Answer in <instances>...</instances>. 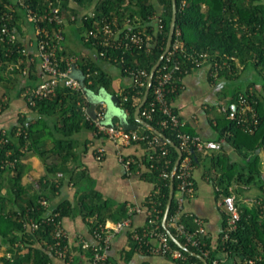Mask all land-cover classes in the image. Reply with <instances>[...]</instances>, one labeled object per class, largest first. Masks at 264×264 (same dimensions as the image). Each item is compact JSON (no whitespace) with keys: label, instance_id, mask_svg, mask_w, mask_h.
I'll return each mask as SVG.
<instances>
[{"label":"trees","instance_id":"obj_1","mask_svg":"<svg viewBox=\"0 0 264 264\" xmlns=\"http://www.w3.org/2000/svg\"><path fill=\"white\" fill-rule=\"evenodd\" d=\"M50 1H53L54 5L58 4L57 0H0V113L10 107L13 98L19 96L25 97L31 110L29 114H20L18 121L11 127L0 130V249L6 246L7 250L0 256V264H49L53 251L48 245L53 241L54 224L44 221L47 209L40 200L46 198L51 202L59 195L66 182L80 188L81 181L87 178V173L80 169L77 151L80 141L75 137L76 134L87 129L104 135L98 131L95 121L87 113L90 101L86 91L99 92L101 88L110 89L112 78L94 59L87 56L79 57L81 76L76 77L83 82L82 89L75 90L60 85L54 94L34 98L33 104L27 100L26 92L35 89L42 77L41 61L36 53L37 37L35 32L29 31L30 24L35 27L36 23L28 20V11L32 10L35 14L44 16L50 10ZM176 2L177 25L172 43L179 38L187 54H196L200 58H204L206 54V62L211 65L212 76L216 72V76L232 79L234 76H241V73L248 69L256 70L257 74L249 84L252 88L238 89L227 102L239 101L240 95L246 98L251 106L246 116L251 128L250 124L238 119H229L225 112L218 118L216 126L219 133L217 140L225 138L227 143L238 151L241 159H232L223 149L210 151L192 147L189 154L192 165L204 162L207 174L218 187V193L223 196L234 193L236 188L242 185L258 184L263 187L264 172L261 162L262 152L264 153V0H176ZM61 6L60 14L68 23L82 21L79 27L82 42L94 49L99 58L118 64L125 75H128L125 68L131 66L135 69H145L149 76L152 67L166 48L172 18V0H63ZM161 9H164V17L158 26L159 30H156L152 17L155 13L161 12ZM92 11L99 19L117 18L121 25L129 19L130 27L126 30H142L151 34L152 40L146 42L143 48L133 47L128 50L108 48L106 57H101L99 52L103 48L100 45L84 41L85 33L93 24V18L90 16ZM71 15H75L74 20L71 19ZM40 24L48 29L50 37L53 36L57 28L55 23L42 19ZM3 28L8 29L7 33L2 31ZM12 34L16 35L15 40L11 39ZM62 34L65 37L64 32ZM28 40L35 43L36 51L28 49ZM62 43L60 41L57 45L56 58L60 67L65 69L66 58L70 54L66 52ZM121 57H124L123 62ZM176 58L180 60L182 68L175 75L177 88L169 91L167 95L171 104L182 88L184 75L200 67L195 66L184 53H177ZM224 61L229 65H223ZM157 75L156 72L155 77ZM144 80L147 81V77ZM155 84L156 79L153 80L145 106L153 99ZM145 88L130 86L118 96L133 122H137L135 111L143 98ZM173 108L177 112L174 106ZM253 113L256 114V124L252 122ZM165 118L166 116L157 110L152 118L144 119L179 146L177 130L162 125L161 122ZM182 130L195 135L186 125ZM139 134H144L147 138L134 142H141L149 148V153L140 161L147 168L143 176L155 183L154 192L145 201V210L153 209L154 215L158 216L156 222L159 230L168 232L162 225V219L169 198L170 177L164 178L161 173L167 171L171 174L178 153L169 143L164 146L166 154H162L160 145H150V139L156 135L150 129L143 127V132ZM28 155H35L41 159L45 174L37 181L23 185L22 178L27 164L22 160ZM187 155V151L184 150L183 158ZM133 166L134 163L132 169ZM178 185L179 180L175 177L174 197L167 228L189 249V251L181 249L170 239L171 245L180 248L185 254L184 264H204L194 253L205 257L208 264H213L215 259L221 260V253H227L233 258V264H247L249 260H253L254 264H264V202L253 206L238 205L240 219L233 231L227 230L229 215L225 210L223 230L219 235L217 247H212V240L207 234L202 237L203 244L196 247L187 242L184 235L179 234L176 226L171 224L172 216L178 211L175 196ZM52 206L59 213L58 219L62 221L66 216L81 214L91 230L108 220L119 221L136 213L131 212L130 205L126 203L114 206L109 200L103 199L90 184L78 190L73 201L67 198ZM195 217L182 212L179 222L185 225L186 230L194 231L198 226ZM30 219L39 222L37 229L33 230L26 225ZM146 227L147 224L138 231L142 233ZM131 234L132 232L130 237ZM67 241L64 240V244H67ZM132 241L133 248L138 249V243L133 239ZM71 252L68 250L66 260ZM8 253L10 257L7 256ZM83 253L88 258L91 255L90 251ZM165 257L175 264L181 263L171 255ZM78 259L73 255L69 263L65 262L90 264L89 259L87 263ZM109 260L113 262L110 258Z\"/></svg>","mask_w":264,"mask_h":264},{"label":"crops","instance_id":"obj_2","mask_svg":"<svg viewBox=\"0 0 264 264\" xmlns=\"http://www.w3.org/2000/svg\"><path fill=\"white\" fill-rule=\"evenodd\" d=\"M69 24L71 23L67 25ZM27 34L29 33L27 32ZM29 37L28 39H30ZM27 45L30 51H36L35 43H28ZM62 45L70 55L87 56L90 59H94L112 78L110 89L101 88L99 92L86 91L90 102L95 100L98 105L102 101L105 103V121L122 125V117L130 125H138L136 131L142 133V125L131 120L129 113L123 108L120 100L118 99L116 103L110 100L111 96L118 98L126 88L132 86V78L129 75H125L118 64L99 58L95 50L87 47L84 43H82L81 47L76 46V48L73 40L71 43ZM78 47L80 49L77 52ZM210 66L209 62H206L184 75L182 88L173 100L172 105L176 108L188 129L195 135L200 136L204 140L219 142L221 144L220 149L228 153L232 159L240 160L241 155L233 146L227 143L225 138L217 140L219 133L216 126L218 118L223 114L222 108L229 101L231 95L238 89L252 88L249 84L254 78L247 77L243 79L241 76H234L230 79L216 76V74L212 76L210 74ZM72 74L81 76L79 64L73 68ZM113 74L116 77L113 78ZM6 112H9V115H15L16 118L12 122H0V130L11 127L18 121L20 114H29L31 110L25 97L19 96L10 101V107ZM75 137L80 141L77 149L80 169L87 173V178L81 181L80 188L73 185V183L66 182L62 186L59 195L54 197L51 203L55 205L67 198L73 201L77 197L78 190L90 184L91 187L100 193L103 199L109 200L114 206L123 203L130 206L138 205L142 207V210L131 216L130 226L112 236L109 249L110 259L116 264H175V262L165 256L150 253L145 249H134V242L130 237V233L133 230H138L147 224L148 215L144 204L155 190V183L143 176L147 168L143 162H140L149 153V148L141 142L116 143L106 135H98L96 132L87 129L76 134ZM101 148L104 149L103 156L98 159V150ZM120 154L133 159L134 166L131 174L126 172L120 162ZM22 161L27 164V169L22 178L23 185L35 182L45 174V167L39 157L28 155ZM261 163L264 172L263 152ZM192 173L195 188L186 197L182 212L195 215L203 220L207 236L212 240V247L216 248L219 235L223 230L222 223L225 211L222 205L223 195L218 193V187L213 183L210 175L207 174L204 162L194 165ZM236 189L234 195L238 205L247 204L248 206H253L264 202V186L260 187L258 184L242 185ZM3 192H5V189H3ZM108 222L114 221L108 220ZM63 223L74 246L77 245L80 237L93 241L92 230L81 214L66 216ZM151 242L155 243L156 240L152 239ZM6 252V246H2L0 256ZM74 255L79 258V261L88 262L86 254L78 248L74 249ZM220 258L224 264H233L234 262V259L229 257L227 253H221ZM49 264H66V262L64 259L51 254Z\"/></svg>","mask_w":264,"mask_h":264},{"label":"built area","instance_id":"obj_3","mask_svg":"<svg viewBox=\"0 0 264 264\" xmlns=\"http://www.w3.org/2000/svg\"><path fill=\"white\" fill-rule=\"evenodd\" d=\"M58 4L54 5L53 1H50V10L48 14L44 16H39L35 14L32 10L28 11V20L36 23L35 25V36L37 37V56L41 61L42 77L40 83L35 89L28 93V101L33 104L34 98L46 97L49 94H54L56 88L60 85L66 86L75 90L83 88V82L76 76L72 74L73 68L79 62V56L70 55L66 58V68L60 67V63L56 58V51L58 48V43L62 41L65 37L63 36V24H68V22L61 16L60 11L62 9V1L57 0ZM86 14V12H83ZM88 13V12H87ZM90 16L93 18V24L90 29L85 33L84 41L92 42L93 45H100L103 49L100 50L99 55L101 57H106L108 48H123L124 50L131 49L133 47L143 48L146 42L152 40V35L144 33L142 30L130 31L126 30L130 27V20H125L121 25L118 23L117 18L109 20L106 17L101 19L97 18L95 12H91ZM164 17V9L161 12L155 13L152 17V23L155 25L156 30H159V24L162 22ZM82 18V17H81ZM42 19H48L50 23H55L57 28H55L53 36L50 37L48 29L40 24ZM71 19H75V15H71ZM4 33H7L8 29L3 28ZM180 32L178 31V35ZM11 39L15 40L16 35L12 34ZM29 43H33L29 40ZM149 49V48H148ZM177 53H184V56L192 60L195 66H202L206 61L207 55L204 58L196 54H187V50L179 38H176L172 43L169 51L166 53L164 59L160 63L157 69L156 84L153 87V99L150 103L145 106L140 111V115L143 118H152L153 113L157 110L161 111L166 118L161 122L164 127L171 126L177 130V137L180 140L179 147L182 151H187L188 155L182 157L175 177L179 180L178 192L175 194L178 202V211L172 216L171 224L176 226L179 234L184 235L187 242L191 243L193 246L200 247L203 244L202 237L207 234L203 220L199 217H195V222L197 223V228L194 231H188L183 223L179 222V216L183 211V205L186 197L190 195L194 190V180H193V165L190 157L192 147L196 149L203 150H218L221 148V144L217 141L204 140L198 135H192L187 131L182 130L185 123L180 118L179 114L174 111L173 105L168 100V92L174 91L177 88L175 84V75L182 68L180 60L176 58ZM121 61H124V57H121ZM223 65H229L226 61ZM125 71L132 78V86L139 87L147 85V81L144 80L148 75L145 69H135L131 66H127ZM214 74H217L216 72ZM125 100L127 97L125 96ZM105 103L102 101L96 107V127L98 131L108 138L112 139L114 142H120L124 144H129L138 140H145L147 138L144 134H139L136 130L125 129L120 124H112L105 121ZM251 106L247 103L246 98L240 95L239 101H231L227 103L223 108V112L227 114L229 119H238L246 124L251 123L247 119L248 110ZM90 116V115H89ZM254 124L257 123L256 114L253 113ZM150 145H160L162 149V154H166V141L158 136L157 134L150 139ZM104 149L98 150V159L103 156ZM119 160L123 164L126 172L128 174L132 173V163L133 159L124 155H119ZM161 175L164 178L170 177L171 174L167 171H162ZM40 203L47 209L45 214V222H52L54 224L53 228V241L48 245V248L53 251V254L67 261L68 263L73 259L74 248L73 244L69 238V235L64 227L62 220L58 219L59 213L54 210L51 202L42 198ZM222 205L229 215L228 218V231H233L236 229L237 222L240 219V210L236 202V197L234 193L224 195L222 198ZM142 207L135 205L130 206L131 212H139ZM147 212L148 222L147 227L143 232H139L137 229L132 231V239L138 243L139 249L146 248V251L158 254L162 256L171 255L174 259L180 261V264L186 260L185 254L180 248H175L171 245L168 232L160 231L157 224L158 216L154 215L153 209ZM131 224V217L123 220L106 222L105 224H100L92 230L93 241H89L86 238L80 237L77 246L79 250L90 251L91 255L89 258L90 264H116L109 260V249L111 245L112 236L116 233L123 231L128 228ZM31 229L35 230L39 227V222L30 219L27 223ZM227 237V234H226ZM68 240L67 244H64V240ZM155 239L157 242L152 243L151 240ZM68 250H71V255L66 260L68 256ZM10 257V254H7ZM213 264H223L222 260L215 259ZM247 264H254L253 260H249Z\"/></svg>","mask_w":264,"mask_h":264},{"label":"water","instance_id":"obj_4","mask_svg":"<svg viewBox=\"0 0 264 264\" xmlns=\"http://www.w3.org/2000/svg\"><path fill=\"white\" fill-rule=\"evenodd\" d=\"M177 14H178V9H177V2L176 0H172V18H171V23H170V29H169V34H168V39H167V44H166V48L164 50V52L162 53V55L160 56V58L158 59V61L154 64V66L152 67L150 74L148 76V80H147V85L145 88V93L143 95V98L141 100V102L139 103V105L136 108L135 111V119L137 120V122L139 123V125H142L143 127L150 129L151 131H153L155 134H157L158 136H160L161 138H163L167 143H169L170 145H172L177 153H178V158L174 164V167L172 169L171 172V176H170V192H169V198H168V202L166 205V209L163 215V219H162V225L167 229L169 236L171 237V239L181 248L184 249L186 251H189L188 247H186L180 240H178L167 228V219H168V215H169V211H170V207H171V203L174 197V180H175V174L177 172V169L179 167L180 161L183 157V151L182 149L172 140H170L168 137H166V135L158 130L157 128H155L154 126H152L147 120H145L143 117H141L140 115V111L142 109V107L146 104L150 91L152 89V85H153V80L156 74V71L160 65V63L162 62V60L164 59L166 53L169 51L171 45H172V41H173V37H174V33L176 30V25H177ZM110 100L113 103H116V101H118V98L116 96H111ZM98 105V102L95 100H92L89 104V106L87 107V113L88 115H90L92 117V119H96V107ZM121 124L125 129L128 130H136L138 125H130L129 123H127L125 121L124 118L121 117ZM195 255H197L199 258H201V260L204 262V264H208L207 260L205 257L201 256L200 254L194 253Z\"/></svg>","mask_w":264,"mask_h":264},{"label":"rangeland","instance_id":"obj_5","mask_svg":"<svg viewBox=\"0 0 264 264\" xmlns=\"http://www.w3.org/2000/svg\"><path fill=\"white\" fill-rule=\"evenodd\" d=\"M82 25V21H78L77 23H71L69 25L65 24L63 28V32L65 34V39L62 40V44H65V43H71V41L73 40L74 43L76 45H74V47L76 48V46H79L81 47L82 46V33L80 32V29L79 27ZM31 27H29V31L30 33H34L35 32V27L32 26L30 24ZM72 38V40H70ZM77 48V52L79 51L80 48ZM256 70L254 69H248V70H245L241 73V77L243 79H246L247 77H251V78H255L256 77ZM113 78L116 77L115 74L112 75ZM244 84V83H243ZM231 92V91H229ZM8 110V109H7ZM16 116L15 115H9V112H6L5 110V113L2 112L0 113V122H12L13 119H15ZM143 127V126H142Z\"/></svg>","mask_w":264,"mask_h":264}]
</instances>
